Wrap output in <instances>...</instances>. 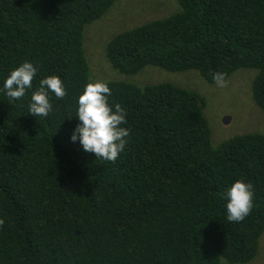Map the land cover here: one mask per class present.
I'll return each instance as SVG.
<instances>
[{"label": "trees", "instance_id": "trees-1", "mask_svg": "<svg viewBox=\"0 0 264 264\" xmlns=\"http://www.w3.org/2000/svg\"><path fill=\"white\" fill-rule=\"evenodd\" d=\"M114 1L0 0V264L251 261L264 232V133L213 146L202 94L170 82L139 85L135 74L147 65L196 69L214 82L218 71L251 68V95L264 109V0H176L169 15L109 38L107 62L89 56L88 64L86 27ZM25 60L38 76L12 104L3 81ZM51 74L67 95L53 96V112L35 118L31 91ZM96 79L109 82L110 103L128 113L129 143L115 162L70 140L78 120L67 118ZM238 179L253 185L255 206L235 223L220 193Z\"/></svg>", "mask_w": 264, "mask_h": 264}, {"label": "rangeland", "instance_id": "rangeland-1", "mask_svg": "<svg viewBox=\"0 0 264 264\" xmlns=\"http://www.w3.org/2000/svg\"><path fill=\"white\" fill-rule=\"evenodd\" d=\"M176 8V0H115L103 16L86 27L83 45L88 64L89 56L94 58L93 61L99 59L101 64L106 61L105 44L115 33L169 15ZM255 72L251 68H238L227 76V86L218 88L214 82H207L196 69L173 72L147 65L135 74V81L144 83H135L170 82L202 94L206 101L203 110L210 126L211 142L216 146L236 134L264 133V109L251 95ZM116 73V78H128L118 71ZM261 236L255 257L244 264H264V232ZM222 264L231 263L222 261Z\"/></svg>", "mask_w": 264, "mask_h": 264}, {"label": "clouds", "instance_id": "clouds-1", "mask_svg": "<svg viewBox=\"0 0 264 264\" xmlns=\"http://www.w3.org/2000/svg\"><path fill=\"white\" fill-rule=\"evenodd\" d=\"M39 66L30 60H25L14 67L4 78L2 91L9 103L19 102L33 89ZM227 73L218 71L212 79L218 88L227 86ZM51 94V95H50ZM67 95L65 83L57 74H51L39 79V86L31 91L28 103V114L47 118L53 112L52 97L57 100ZM112 90L105 80H91L84 85L77 98L75 117L78 120L72 131L70 140L79 143L86 153L95 155L96 160L115 162L125 152L129 143L130 128L128 113L119 103H110ZM226 201V219L229 222H243L251 213L254 204V187L244 180L238 179L220 193ZM4 221L0 219V225Z\"/></svg>", "mask_w": 264, "mask_h": 264}]
</instances>
